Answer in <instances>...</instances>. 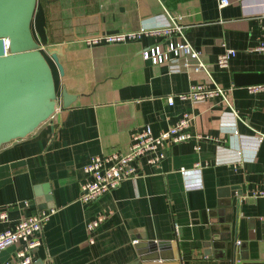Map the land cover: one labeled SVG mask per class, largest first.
Here are the masks:
<instances>
[{
    "label": "crops",
    "instance_id": "crops-1",
    "mask_svg": "<svg viewBox=\"0 0 264 264\" xmlns=\"http://www.w3.org/2000/svg\"><path fill=\"white\" fill-rule=\"evenodd\" d=\"M243 1L36 0L33 37L56 93L75 97L25 136L0 145V210L7 211L0 230L53 209L33 264H129L147 240H174L178 256L173 247L142 251L141 264H264V195L253 193L264 189V90L248 89L264 82V53L252 50L264 38V0ZM166 10L183 16L185 36L210 64L211 78L185 70L182 58L152 63L141 56L144 46L163 44L166 36L87 41L165 26ZM224 46L236 53L219 67ZM200 81L229 88L233 109L217 97H178ZM185 111L193 116L190 138L168 144L158 164L139 157L137 175L92 200L79 199L91 156L125 152L133 130L148 125L158 133ZM99 214L103 220L89 231L87 222ZM239 242L243 248L233 255ZM14 250H1L0 260Z\"/></svg>",
    "mask_w": 264,
    "mask_h": 264
},
{
    "label": "built area",
    "instance_id": "built-area-1",
    "mask_svg": "<svg viewBox=\"0 0 264 264\" xmlns=\"http://www.w3.org/2000/svg\"><path fill=\"white\" fill-rule=\"evenodd\" d=\"M243 2L241 0V3ZM227 3L229 0H219L220 6ZM166 12L169 16V23L157 29L141 28L117 34H98L89 37L87 41L88 43L124 41L146 33L166 36L168 40L163 44L156 42L144 46L140 50L141 56L144 59H149L152 63L166 62L173 57L182 58L181 65L185 70L202 71L211 78L210 64L202 58L200 50L185 36L187 24L183 21V16L173 14L169 10ZM252 50L264 53V38L259 39ZM235 53L236 50L233 47L224 46L223 50L218 53L215 64L219 67L228 66L230 58ZM248 89L250 91L264 90V82L250 84ZM177 95L190 102L217 97L219 102L233 109L229 98V88L223 87L215 81L192 83L188 90L179 92ZM168 101L172 103V96L168 97ZM192 118L191 113L185 111L174 123L158 133H153L148 125L136 128L130 134V142L125 152L112 151L91 156L84 165V179L80 183L79 199L92 200L118 186L122 180L137 175L138 168L134 161L141 156H145L149 163L158 164L165 156L164 149L168 144L191 137L187 128ZM197 137L200 138L202 135L198 134ZM253 193L254 195H264V189H256ZM52 212L53 209H44L23 215L13 227L0 230V251L9 245H15L11 256L0 260V264H33L34 249L44 242L42 225ZM6 217V209L0 210V221L5 220ZM103 218L104 214H99L88 221L87 229L93 231ZM135 241L137 239H134Z\"/></svg>",
    "mask_w": 264,
    "mask_h": 264
},
{
    "label": "water",
    "instance_id": "water-1",
    "mask_svg": "<svg viewBox=\"0 0 264 264\" xmlns=\"http://www.w3.org/2000/svg\"><path fill=\"white\" fill-rule=\"evenodd\" d=\"M35 3L0 0V145L25 136L52 115L58 103L68 106L75 97L65 89L56 93L51 66L30 28ZM147 244L129 264H141L142 251L159 253L173 247V256H178L174 240H147ZM242 248L241 242L234 243L233 255Z\"/></svg>",
    "mask_w": 264,
    "mask_h": 264
}]
</instances>
